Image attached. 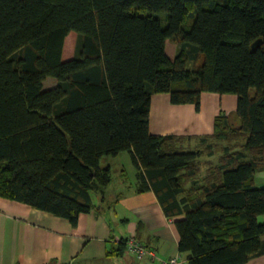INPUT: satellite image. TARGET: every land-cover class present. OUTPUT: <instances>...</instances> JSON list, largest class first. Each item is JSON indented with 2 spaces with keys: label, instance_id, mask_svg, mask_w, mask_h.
<instances>
[{
  "label": "trees",
  "instance_id": "1",
  "mask_svg": "<svg viewBox=\"0 0 264 264\" xmlns=\"http://www.w3.org/2000/svg\"><path fill=\"white\" fill-rule=\"evenodd\" d=\"M204 92L236 94L238 119L221 110L211 134L151 131L154 94L199 110ZM123 151L187 264L264 254V0H0V197L76 226L106 200L102 159ZM129 238L109 253L139 256Z\"/></svg>",
  "mask_w": 264,
  "mask_h": 264
},
{
  "label": "crops",
  "instance_id": "2",
  "mask_svg": "<svg viewBox=\"0 0 264 264\" xmlns=\"http://www.w3.org/2000/svg\"><path fill=\"white\" fill-rule=\"evenodd\" d=\"M55 83L51 80L49 85ZM224 95L204 92L197 110L191 103L173 104L168 93H156L151 101L150 129L162 135L211 134L219 111L236 119L237 107L224 106V100L234 103V99ZM258 180L264 182V175ZM111 192L106 189L100 210L82 213L76 226L28 204L0 197V264H162L175 255L187 264L189 254L179 251L175 221L165 215L153 191L139 193L133 185L121 190L118 197ZM97 196V200L93 196L96 205L101 204ZM128 236L136 237L153 255L147 253L142 258L128 247L122 255L109 253ZM245 264H264V254Z\"/></svg>",
  "mask_w": 264,
  "mask_h": 264
},
{
  "label": "rangeland",
  "instance_id": "3",
  "mask_svg": "<svg viewBox=\"0 0 264 264\" xmlns=\"http://www.w3.org/2000/svg\"><path fill=\"white\" fill-rule=\"evenodd\" d=\"M76 40H77V33L75 31H72L66 38L65 41V49L63 53V58L70 59L74 56L75 54V45H76ZM178 47L176 43H173L171 41H168L167 43V53L171 58H174L175 55L177 54ZM51 80H55L56 78L50 79L46 82V85L51 84ZM254 93V89L251 90V94ZM228 99H234V103L230 101L224 100V106L226 109L228 108H233L236 109L237 107V95L233 93H226L224 95V98ZM227 112V111H226ZM235 115V114H234ZM238 119L236 115V120ZM217 156L212 158L214 162H217ZM205 160L207 158L203 159L204 165H205ZM111 166L112 169V181L109 184V186L106 188L107 191H112L111 193H115L116 196L118 197L122 192L121 190L124 191L128 189V187H131L136 184L137 180V168L132 162L131 155L128 151H123L117 156H105L102 161H101V166ZM208 166V164H207ZM206 170V166L201 170V173L204 174ZM126 172V176L122 175V172ZM115 191V192H113ZM97 194L94 195V198L97 200Z\"/></svg>",
  "mask_w": 264,
  "mask_h": 264
},
{
  "label": "built area",
  "instance_id": "4",
  "mask_svg": "<svg viewBox=\"0 0 264 264\" xmlns=\"http://www.w3.org/2000/svg\"><path fill=\"white\" fill-rule=\"evenodd\" d=\"M128 245L133 250L136 251L139 257L145 254V252H149L151 254V250H147L146 247L141 244L134 236L128 239ZM153 253V252H152ZM153 255V254H151ZM162 264H183V260L180 255L171 256L162 261Z\"/></svg>",
  "mask_w": 264,
  "mask_h": 264
},
{
  "label": "water",
  "instance_id": "5",
  "mask_svg": "<svg viewBox=\"0 0 264 264\" xmlns=\"http://www.w3.org/2000/svg\"><path fill=\"white\" fill-rule=\"evenodd\" d=\"M261 40H258L257 42H255L254 46L257 45L258 43H260Z\"/></svg>",
  "mask_w": 264,
  "mask_h": 264
}]
</instances>
